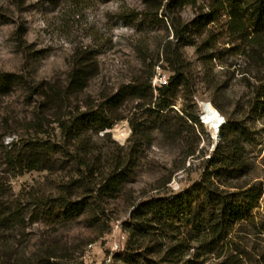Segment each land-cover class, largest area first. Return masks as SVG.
I'll use <instances>...</instances> for the list:
<instances>
[{"label":"trees","instance_id":"trees-1","mask_svg":"<svg viewBox=\"0 0 264 264\" xmlns=\"http://www.w3.org/2000/svg\"><path fill=\"white\" fill-rule=\"evenodd\" d=\"M162 1L146 0V5L155 14L162 9L167 15V11L202 1L207 10L198 16L200 23L206 27L224 17L227 42L238 41V51L257 67L252 70H256L259 84L251 92L247 112L243 110L246 113L240 117L227 115L220 124L219 140L203 158L200 178L175 192L169 191L167 177L148 196L144 191L137 196L129 187L153 132H160L166 140L184 137L188 141L183 132L192 124L202 127L194 110L191 62L183 56L180 45H194L206 62L212 59L209 52L217 40L213 36L197 42L191 34L183 36L188 25L181 32L175 29L176 41L167 40L164 45L163 59L172 71L166 84H153L151 71L146 77L138 76L102 93L97 100L79 99L92 75L81 62L69 70L62 87L50 83L33 87L25 81L29 90H39L36 92L42 101L34 109L33 131L8 143L4 163L14 174L36 170L52 177L48 178L49 191L37 195V201L62 223L106 229L114 219L113 205L122 200L129 208L128 222H122L128 240L115 254L113 264H243L252 254L244 237L251 229L262 242L260 247H253L254 257L264 263V219L257 220L254 212L264 187L251 184L249 178V146L254 143L249 117L264 118V0ZM21 82L16 73L0 72V94H7ZM178 96L183 99L180 110L172 106ZM212 103L224 115V110ZM47 110H52L54 118L51 133L44 129L49 125ZM125 118L131 129L126 145L103 144L101 139L110 137L106 130ZM197 146L198 141L183 147L182 166L186 157L200 154ZM22 211L20 200L16 204L7 200L0 186V232L18 226L24 220ZM0 264L89 263L51 249L25 258L18 249L8 247L1 248Z\"/></svg>","mask_w":264,"mask_h":264},{"label":"rangeland","instance_id":"rangeland-1","mask_svg":"<svg viewBox=\"0 0 264 264\" xmlns=\"http://www.w3.org/2000/svg\"><path fill=\"white\" fill-rule=\"evenodd\" d=\"M206 10L202 1L164 15L162 9L155 14V10L147 7L146 0H0V72L22 77L20 84L7 94H0V186L7 200H14V204L20 200L24 208V220L14 229L0 232V251L14 247L28 258L51 249L67 252L89 264L114 263L115 254L124 249L128 240V231L122 226L123 221L128 222L126 204L121 200L113 205L114 219L106 229L62 223L46 205L37 201V195L49 191L48 178L52 177L36 170L14 174L4 163V153L13 138L23 139L33 131L34 109L42 100L39 90H29V86L50 83L62 87L69 70L80 62L92 75L79 99L97 100L102 93L114 91L138 76L146 77L151 71L152 82L162 84L172 74L163 59L164 45L167 40L176 41L174 30L181 32L185 25L188 31L183 36L191 34L197 42L213 36L217 40L209 52L212 59L206 62L194 45H180L183 56L191 62L196 89L194 110L201 117L202 127L192 124L185 130L183 134L189 137L188 141L184 137L166 140L160 132H153L129 187L137 196L143 191L148 196L167 177H170L169 191L175 192L190 187L200 178L203 158L219 140V130L215 135L211 132L202 114V104L216 102L224 110L223 115L217 109L224 120L227 115L243 116L251 92L259 84L254 76L257 72L252 70L257 67L238 51L239 42H227L225 18L206 27L200 23L198 16ZM182 105L183 99L178 96L172 106L180 110ZM45 112L49 125L44 129L51 133L52 110ZM249 124L254 131V143L249 146L250 183L264 187V118L249 117ZM106 131L110 137L101 142L107 145L112 142L126 145L131 133L126 118ZM195 138L200 154L186 157L182 166L183 147L196 144ZM254 212L257 220L264 219V193ZM253 232L251 229L244 236L252 254L243 264H264L262 258L261 261L254 257L253 247H260L262 242Z\"/></svg>","mask_w":264,"mask_h":264},{"label":"bare ground","instance_id":"bare-ground-1","mask_svg":"<svg viewBox=\"0 0 264 264\" xmlns=\"http://www.w3.org/2000/svg\"><path fill=\"white\" fill-rule=\"evenodd\" d=\"M202 114L208 121L211 132L215 135L217 132V125L221 121L220 115L211 102L202 104Z\"/></svg>","mask_w":264,"mask_h":264},{"label":"water","instance_id":"water-1","mask_svg":"<svg viewBox=\"0 0 264 264\" xmlns=\"http://www.w3.org/2000/svg\"><path fill=\"white\" fill-rule=\"evenodd\" d=\"M197 103L199 105V100L197 101ZM199 118H201L200 115H199ZM224 121H225L224 118H222L221 121L217 125V130H219L220 124L223 123Z\"/></svg>","mask_w":264,"mask_h":264},{"label":"built area","instance_id":"built-area-1","mask_svg":"<svg viewBox=\"0 0 264 264\" xmlns=\"http://www.w3.org/2000/svg\"><path fill=\"white\" fill-rule=\"evenodd\" d=\"M167 83V80H165L162 84H166ZM154 84V83H153ZM162 84H159V85H162Z\"/></svg>","mask_w":264,"mask_h":264}]
</instances>
